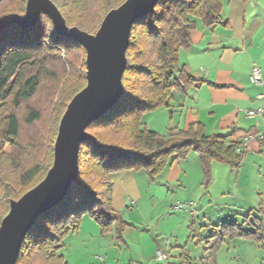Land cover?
I'll return each mask as SVG.
<instances>
[{
	"label": "trees",
	"instance_id": "16d2710c",
	"mask_svg": "<svg viewBox=\"0 0 264 264\" xmlns=\"http://www.w3.org/2000/svg\"><path fill=\"white\" fill-rule=\"evenodd\" d=\"M52 1L68 25L92 32L108 11L125 0ZM26 3L0 0V19L24 16ZM222 8V0H159L152 12L135 21L123 74L124 94L88 126L94 138L80 144L79 181L61 202L39 216L24 239L16 264H68L61 254L64 239L79 228L87 213L100 224L102 235L115 232L118 241L126 244L123 234L130 223L112 206L113 185L108 176L113 172L145 170L153 179L170 159H185L193 151L206 176L214 161L238 169L245 157L238 149L240 143L220 133L207 135L202 123L186 130L172 126L167 137L142 124L143 114L168 106L174 93H185L206 82L195 79L181 64L179 50L190 47V33L197 20L207 27L224 24ZM77 52L86 54L76 40L59 35L46 14L32 27L11 24L0 29V224L10 201L37 185L52 166L59 121L68 103L87 83V68ZM47 78L57 80L60 90L52 135L40 142L25 141L23 127L35 125L41 112L28 106L22 116L19 110L37 95ZM235 237L264 244L263 220L248 214L242 223L213 225L205 243L204 264H217L218 250L227 238Z\"/></svg>",
	"mask_w": 264,
	"mask_h": 264
},
{
	"label": "crops",
	"instance_id": "0c3cea01",
	"mask_svg": "<svg viewBox=\"0 0 264 264\" xmlns=\"http://www.w3.org/2000/svg\"><path fill=\"white\" fill-rule=\"evenodd\" d=\"M222 3L221 18L228 25L207 27L197 20L196 28L190 33V47L179 50L181 64L195 79L206 82L190 87L185 93H174L168 107L172 110L171 126L174 128L186 130L199 122L204 125L207 135L220 133L227 136L228 140L240 143L245 157L237 169L239 179L246 161L253 158L251 154L257 157L264 155V117H250L247 114L251 109L264 106V101L257 97L264 93V0H222ZM254 65L261 69L262 84L251 82ZM195 153L191 152L189 157L198 164V154ZM189 157L185 160H171L163 172L152 179L153 182L144 174V170L119 171L108 176V181H114L112 206L130 223L124 231V247L130 253L125 259L120 257L119 264L163 261L157 259L156 252L164 248L165 244L156 238L155 230H151L150 225L147 228L138 227L135 222L127 219L126 214L134 209L142 212L146 207L150 209L151 220L163 216L169 207L173 208L180 190L188 193ZM124 206L128 210L124 211ZM247 210L254 211L264 222V209L256 212L254 207H250ZM244 227L248 228L246 225ZM109 235L114 239L113 233ZM111 250V247L104 250L106 257H99V264H106L110 260ZM232 250L237 251V254H230ZM203 251L199 257L202 264L207 260L205 247ZM172 252L177 254L170 255V258L179 261L170 260L167 263H181L183 253L179 249ZM233 259L240 260L241 264H264V244L241 237L227 238L217 252V264L222 261L230 264L235 262ZM194 260L192 264H196Z\"/></svg>",
	"mask_w": 264,
	"mask_h": 264
},
{
	"label": "rangeland",
	"instance_id": "374dc122",
	"mask_svg": "<svg viewBox=\"0 0 264 264\" xmlns=\"http://www.w3.org/2000/svg\"><path fill=\"white\" fill-rule=\"evenodd\" d=\"M97 30L92 32L85 31L95 33ZM76 54L82 56L86 65L87 55H83L82 52H77ZM62 58H65L64 52L62 53ZM59 92L57 80L47 78L37 95L31 101L26 102L19 110L22 116L25 114L26 107L28 106L36 108L41 112V119L35 125L23 127V140L40 142L42 138L51 137L54 129V108L55 103L58 101ZM171 116L172 110L165 105L143 114L142 124L162 137H167L172 127ZM6 150L9 151L10 149L7 147ZM251 156L253 158L251 157L246 161L239 174V179L236 168L215 161L211 165L210 175L206 176L200 161L196 164L194 159L190 160V157L187 156L185 159L189 157L190 160L188 162L190 169L188 193L187 191L180 190L179 196L176 199V201H179H175L173 208L169 207L163 216L151 220H149L150 209L146 207L143 208L142 212L135 209L130 213L127 212V219L135 222V225L138 227L147 228V225H150L151 230H155L156 232V238L158 237L165 244L161 250L167 253L169 259H163L160 262L147 261L145 264H168V261L171 260L172 262L175 260V258H170V255L177 254L176 252H172L176 251V249H179L180 253L182 252L184 255L181 262H192V259H195L196 264H202L199 257L204 253L205 238L213 225L221 224L227 219H233L237 223H242L248 214H251L252 217L255 215V212L247 210L248 208L254 207L256 212L264 209V155L257 157V155L251 154ZM197 158H199L198 155ZM171 160L174 159L172 158ZM144 172L150 181H152L148 173L145 170ZM113 184L114 181L112 180ZM178 202H181L183 207H177ZM127 205L129 206V204ZM123 209L124 211L128 210L125 206ZM246 213L248 214L246 215ZM84 217L85 219L83 220ZM123 218L125 219L124 216ZM82 223H84L83 227ZM110 233L114 234V239L111 238L112 235H109ZM124 246L126 245L118 241L115 232L102 235L100 224L87 213L82 217L79 228L71 231L65 237L61 254L64 255L68 264H93L95 262L99 264V257L105 258L106 253L104 250L111 247L112 250L109 252L110 260L107 263L119 264V258L125 259L130 253V250ZM236 249L238 248L236 247ZM246 253L248 254V251ZM230 254H237V251L232 250ZM178 261L175 260L174 262ZM232 261L235 262H231L230 264H241V261L238 259H233ZM221 264H224L223 261Z\"/></svg>",
	"mask_w": 264,
	"mask_h": 264
},
{
	"label": "water",
	"instance_id": "95a60500",
	"mask_svg": "<svg viewBox=\"0 0 264 264\" xmlns=\"http://www.w3.org/2000/svg\"><path fill=\"white\" fill-rule=\"evenodd\" d=\"M159 0H125L108 11L95 33L69 26L52 0H27L24 16L0 19V29L11 24L28 28L49 16L57 33L76 40L86 50V85L74 95L60 120L54 160L46 176L20 198L0 224V264H16L24 239L40 215L61 202L79 181L80 144L94 137L88 126L112 109L124 94L123 74L135 21L152 12Z\"/></svg>",
	"mask_w": 264,
	"mask_h": 264
},
{
	"label": "built area",
	"instance_id": "2783aa9c",
	"mask_svg": "<svg viewBox=\"0 0 264 264\" xmlns=\"http://www.w3.org/2000/svg\"><path fill=\"white\" fill-rule=\"evenodd\" d=\"M250 79L253 84H262L263 79H262L261 69L257 65H254L252 67ZM257 97L258 99L264 101V93L259 94ZM247 114L250 117L257 116V115L264 117V106H261L258 109H251L248 111ZM257 136L260 137L261 139L263 138L262 135H257ZM238 149L242 150V146L240 145ZM177 207H183V204L178 202ZM167 256L168 255L164 250H158L156 252V257L158 260L166 259Z\"/></svg>",
	"mask_w": 264,
	"mask_h": 264
}]
</instances>
